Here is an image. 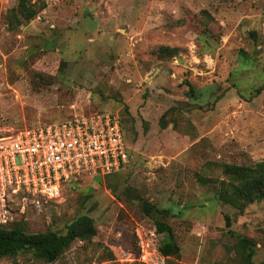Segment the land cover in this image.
I'll list each match as a JSON object with an SVG mask.
<instances>
[{
    "label": "rangeland",
    "instance_id": "374dc122",
    "mask_svg": "<svg viewBox=\"0 0 264 264\" xmlns=\"http://www.w3.org/2000/svg\"><path fill=\"white\" fill-rule=\"evenodd\" d=\"M0 0V137L113 112L130 160L68 186L60 202L12 204L29 233L83 215L98 234L51 264H166L143 201L168 210L181 264L264 263V201L219 199L223 165L264 161V0ZM0 264H50L23 252Z\"/></svg>",
    "mask_w": 264,
    "mask_h": 264
},
{
    "label": "built area",
    "instance_id": "2783aa9c",
    "mask_svg": "<svg viewBox=\"0 0 264 264\" xmlns=\"http://www.w3.org/2000/svg\"><path fill=\"white\" fill-rule=\"evenodd\" d=\"M130 160L120 117L103 112L0 137V227L12 204L60 202L68 186L118 172Z\"/></svg>",
    "mask_w": 264,
    "mask_h": 264
},
{
    "label": "trees",
    "instance_id": "16d2710c",
    "mask_svg": "<svg viewBox=\"0 0 264 264\" xmlns=\"http://www.w3.org/2000/svg\"><path fill=\"white\" fill-rule=\"evenodd\" d=\"M16 13L30 22L38 12L33 8L30 0H18ZM121 123L125 131L122 120ZM222 167L230 181L222 184L220 201L240 209L255 202L264 201V161L256 163L253 167L231 164H225ZM142 211L148 217L161 216L160 219H156V229L159 234L164 235V239L158 247V252L165 258L166 264H181V248L176 240L174 229L163 220L169 216L170 212L158 209L149 201H143ZM97 234L95 221L87 215L69 224L65 233L56 231L29 233L25 222L17 219L7 226L0 227V260L15 258L23 252H30L37 259L51 264L58 261L74 242H90ZM238 249L240 264H258L253 259L254 249L250 240L240 239Z\"/></svg>",
    "mask_w": 264,
    "mask_h": 264
}]
</instances>
